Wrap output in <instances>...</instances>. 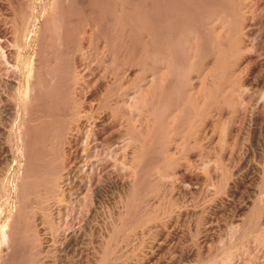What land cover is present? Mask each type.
Instances as JSON below:
<instances>
[{"label":"rangeland","instance_id":"obj_1","mask_svg":"<svg viewBox=\"0 0 264 264\" xmlns=\"http://www.w3.org/2000/svg\"><path fill=\"white\" fill-rule=\"evenodd\" d=\"M139 1L0 0V231L13 230L6 245L0 237V264H264V0ZM124 6L129 30L119 23ZM162 46L170 73L143 93L152 72L162 74ZM23 110L30 127L18 136ZM102 113L117 124L101 130ZM129 172L137 176L124 189Z\"/></svg>","mask_w":264,"mask_h":264},{"label":"bare ground","instance_id":"obj_2","mask_svg":"<svg viewBox=\"0 0 264 264\" xmlns=\"http://www.w3.org/2000/svg\"><path fill=\"white\" fill-rule=\"evenodd\" d=\"M53 1H57V0H53ZM135 1H136V0H135ZM137 1H138V0H137ZM146 1H147V0H146ZM148 1H150V0H148ZM158 1H159V0H158ZM158 1H156V3H157ZM160 1H161V0H160ZM160 1H159V2H160ZM169 1H170V0H169ZM176 1H177V0H176ZM190 1H192V0H190ZM193 1H195V0H193ZM196 1H198V0H196ZM235 1H236V0H235ZM82 2H83V1H82ZM128 2H129V0H128ZM131 2H132V1H130L129 3H131ZM141 2H143V0H142V1L140 0V1H139V3H141ZM178 2H180V1H178ZM183 2H185V1L183 0ZM187 2H188V0H187ZM206 2H207V1H206ZM210 2H211V1H210ZM216 2H217V1H216ZM241 2H242V1H241ZM241 2H239V3L237 4L239 7H240V3H241ZM113 3H115V2H112V4H113ZM116 3H117V2H116ZM162 3H163V1H162ZM191 3H192V2H191ZM191 3H190V4H191ZM213 3H214V2H213ZM221 3H222V2H221ZM224 3H225V2H224ZM59 4H60V3H59ZM119 4H120V3H119ZM119 4H116V5H119ZM145 4H147V3H145ZM159 4H161V3H159ZM170 4H171V3L169 2V5H170ZM194 4H195V3H194ZM230 4H231V3H230ZM132 5L134 6L133 3H132ZM186 5H187V3H186ZM188 5H189V2H188ZM188 5H187V6H188ZM232 5H233V4H232ZM242 5H243V4H242ZM242 5H241V8H242ZM41 6H42V5H41ZM110 6H111V4H110ZM145 6H146V5H145ZM172 6H173V5H172ZM182 6H183V5H182ZM192 6H193V5H192ZM192 6H191V7H192ZM197 6H198V5H197ZM202 6H203V5H202ZM223 6H224V5H223ZM233 6H234V5H233ZM111 7H112V6H111ZM117 7H118V6H117ZM124 7H125V8L122 9V12H121V8H120V10H118V11H120V14H121V15H120L121 20L119 19V17H117V19L120 20L119 23H120L121 21H122V23L125 21V22H124V27L127 28V27H129V26L132 25V22H131L132 20L130 19V17H132V15L130 16V13H129L130 8H128V6H124ZM189 7H190V6H189ZM198 7H199V6H198ZM203 7H204V6H203ZM225 7H226V6H225ZM236 7H237V6H236ZM236 7H235V8H236ZM239 7H238V9H239ZM139 8H142V7H139ZM143 8H145V7H143ZM146 8H147V7H146ZM160 8H162V7H160ZM199 8H200V7H199ZM204 8H206V6H205ZM228 8H229V9H233V10L236 12V10H235L234 8H230V7H228ZM241 8H240V9H241ZM244 8H246V7H244ZM40 9H41V8H40ZM116 9H117V8H116ZM118 9H119V7H118ZM133 9L136 10L135 8H133ZM137 9H138V8H137ZM157 9H158V8H157ZM157 9H156V10H157ZM187 9H188V8H187ZM189 9H191V8H189ZM192 9H193V8H192ZM192 9H191V10H192ZM236 9H237V8H236ZM33 10H34V9H33ZM38 10H39V9H38ZM134 10H133V11H134ZM161 10H163V9H161ZM184 10H185V9H184ZM202 10H203V9H202ZM242 10H243V8H242ZM242 10H241V11H242ZM34 11H35V10H34ZM41 11H42V10H41ZM80 11H81V10H80ZM109 11H110V8H109ZM114 11H115V10H114ZM133 11H132V12H133ZM136 11H137V10H136ZM147 11H148V10H147ZM181 11H182V10H181ZM186 11H187V10H186ZM189 11H190V10H189ZM61 12H62V11H61ZM61 12H59V13H61ZM112 12H113V11H112ZM139 12H140V11L138 10V13H139ZM143 12L145 13L146 11H144V9H143ZM143 12H142V9H141V13H143ZM162 12H163V11H162ZM179 12H180V11H179ZM182 12H183V11H182ZM193 12H194V9H193ZM230 12H231V11H230ZM235 12H234V13H235ZM41 13H42V12H40V16H41ZM46 13H47V12H46ZM138 13L135 14V16L138 15ZM157 13H158V12H157ZM164 13H165V12H164ZM183 13H185V12H183ZM189 13H190V17H191V13H192V12H189ZM197 13H198V12H197ZM202 13H203V12H202ZM223 13H224V12H223ZM223 13L220 12V13L216 14L215 17H214V18L216 19V21H215L214 19H213V20H214V22H218V24H219L218 29L220 28V29L223 30V32H224L227 28H229V27H228L229 24H228V22L226 21V18H225V16L223 15ZM84 14H85V13H84ZM132 14H134V13H132ZM139 14H140V13H139ZM146 14L148 15V13H146ZM153 14H154V12H153ZM165 14H166V13H165ZM181 14H182V13H181ZM181 14H180V15H181ZM198 14H199V13H198ZM198 14H197V15H198ZM214 14H215V13H214ZM230 14H231V13H230ZM45 15H46V14H45ZM110 15H111V14H110ZM158 15H159V14H158ZM160 15H161V14H160ZM166 15H167V14H166ZM193 15L196 17L195 19L197 20V18H198L197 15L192 14V16H193ZM199 15H200V14H199ZM199 15H198V16H199ZM201 15H202V14H201ZM201 15H200L199 17H201ZM233 15H234V14H233ZM242 15H243V14H242ZM57 16H58V15H57ZM60 16H62V15H60ZM86 16H87V14H86ZM111 16L113 17V15H111ZM114 16H115V15H114ZM138 16H139V15H138ZM138 16H137V17H138ZM144 16L146 17V15H144ZM156 16H157V14H156ZM162 16H163V15H162ZM168 16H169V15H168ZM168 16H167V18H168ZM185 16H188V15H186V13H185ZM203 16H204V15H203ZM208 16H209V15H208ZM213 16H214V15H212V18H213ZM63 17H64V16H63ZM90 17H91V16H90ZM139 17H140V16H139ZM164 17H165V15H164ZM164 17H163V18H164ZM229 17H231V16H229ZM232 17H233V16H232ZM232 17H231V18H232ZM43 18H44V17H43ZM45 18H46V17H45ZM60 18H61V17H60ZM81 18H82V17H81ZM88 18H89V17H88ZM142 18H144V17H142ZM167 18H166V19H167ZM193 18H194V17H193ZM203 18H205V16H204ZM212 18H211V19H212ZM51 19H52V18H51ZM64 19H65V17H64ZM67 19H68V18H67ZM140 19H141V18H140ZM150 19H151V18H150ZM170 19H171V18H170ZM198 19H199V18H198ZM243 19H244V18H243ZM54 20H55V19H54ZM134 20H135V19H134ZM138 20H139V19H138ZM147 20H148V19H147ZM168 20H169V19H168ZM192 20H193V19H192ZM192 20H191V22H192ZM196 20H195V21H196ZM44 21H45V19H44ZM57 21H60V23H61V20H57ZM89 21H91V20H89ZM165 21L167 22V20H165ZM171 21H172V20H170V22H171ZM197 21H199V20H197ZM205 21H206V20H205ZM231 21H232V19H231ZM231 21H230V22H231ZM240 21H241V20H240ZM91 22H92V21H91ZM133 22H134V21H133ZM143 22H144V21H143ZM143 22H141V23H143ZM157 22H159V21H157ZM170 22H168V23L170 24ZM186 22H187V21H186ZM65 23H66V22H65ZM171 23H172V22H171ZM192 23H193V22H192ZM198 23H199V22H198ZM205 23H206V22H205ZM212 23H213V22H212ZM212 23H209V24H212ZM144 24H146V27L149 26V25H151V23H149V25H147L146 21H145ZM153 24L155 25V23H153ZM159 24H160V22H159ZM164 24H165V22H164ZM166 24H167V23H166ZM184 24H186V23H184ZM203 24H204V23H203ZM209 24L207 23V26H208ZM227 24H228V25H227ZM236 24H237V23H236ZM60 25H62V24H60ZM122 25H123V24H122ZM141 25H142V24H141ZM141 25H139V26H141ZM156 25H157V24H156ZM161 25H162V24H161ZM167 25H168V24H167ZM167 25H165L164 28H165ZM194 25L196 26V24H194ZM200 25H201V24H200ZM63 26H65V25L63 24ZM91 26H92V25H91ZM139 26H138V27H139ZM159 26H160V25H159ZM168 26H169V25H168ZM170 26H171V25H170ZM170 26H169V29H170ZM189 26H190V25H189ZM195 26H194V27H195ZM204 26H205V25H204ZM207 26H206V27H207ZM209 26H210V25H209ZM111 27H112V26H111ZM133 27H134V26H133ZM185 27H186V26H185ZM192 27H193V26H192ZM194 27H193V28H194ZM200 27H201V26H200ZM237 27H238V26H237ZM63 28H66V27H62V29H63ZM91 28H92V27H91ZM161 28H162V27H161ZM182 28H183V27H182ZM198 28H199V25H198ZM201 28H202V27H201ZM214 28H215V27H214ZM245 28H246V27H245ZM93 29H94V28H93ZM129 29H130V28H129ZM129 29L127 28V30H129ZM172 29H173V28H172ZM211 29H212V28H211ZM218 29H217V30H218ZM220 29H219V30H220ZM231 29H233L232 26H231ZM238 29H239V28H238ZM66 30H67V29H66ZM86 30H87V29H86ZM117 30H118V29H117ZM132 30H133V28H132ZM138 30H140V29H138ZM175 30H176V29H175ZM177 30H178V29H177ZM189 30H191V29H189ZM207 30H209V29H207ZM213 30H214V29H213ZM227 30H228V29H227ZM243 30H244V29H243ZM64 31H65V30H64ZM64 31H63V32H64ZM89 31H90V29H89ZM89 31H87V32H89ZM135 31H137L136 28H135ZM155 31H156V30H155ZM162 31H163V33H164V29H163V30H162V29L160 30V32H162ZM197 31H198V32L201 31L200 28H199ZM31 32H32V31H31ZM66 32H67V31H66ZM87 32H85V34H86ZM132 32H133V35H136V34H137V32H136L135 34H134V31H132ZM165 32H166V31H165ZM169 32H170V31H169ZM171 32H173V31H171ZM174 32H175V31H174ZM177 32H178V31H177ZM177 32H176V33H177ZM179 32H180V31H179ZM185 32H186V30H185ZM189 32H190V31H189ZM194 32H195V31H194ZM236 32H238V30H236ZM33 33H34V32H32V34H33ZM121 33H122V32H121ZM182 33H184V32H182ZM199 33H200V32H199ZM227 33H229V32L227 31ZM227 33H226V34H227ZM243 33H244V32H243ZM62 34H63V33H62ZM141 34H142V33H141ZM166 34H168V29H167V33H166ZM169 34H170V33H169ZM169 34H168V35H169ZM174 34H175V33H173V34L171 33V34H170V38L172 37L171 35H174ZM179 34H180V33H178V35H179ZM195 34H197V33H196V32L193 33V37H194V38H193L192 40H195V39L197 38L196 41H199L198 36L195 35ZM203 34H204V33H203ZM244 34H245V33H244ZM63 35H64V34H63ZM124 35H125V34H124ZM128 35H129V34H128ZM128 35H127V36H128ZM131 35H132V33H131ZM131 35H130V36H131ZM155 35H157V34H155ZM187 35H188V33H187ZM31 36H32V35H31ZM87 36H88V35H87ZM136 36H137V35H136ZM144 36H146V38H147V41H146V42H148V40H150V42L153 40V37H152L153 34L151 35V33H150L149 31H147V32L145 33ZM144 36H143V38H144ZM161 36H162V35H161ZM163 36H164V34H163ZM174 36H175V35H174ZM174 36H173V38H174V40H175V37H174ZM176 36H177V35H176ZM180 36H181V35H179L178 37H180ZM189 36H190V33H189ZM225 36H226V35H225ZM85 37H86V36H85ZM88 37H89V36H88ZM121 37H122V36H121ZM128 37H129V36H128ZM131 37H132V36H131ZM131 37H130V38H131ZM159 37H160V36H159ZM181 37H182V36H181ZM199 37H200V36H199ZM86 38H87V37H86ZM138 38H139V37H138ZM155 38H157V37H155ZM162 38H164V37H162ZM170 38H169V40H170ZM176 38H177V37H176ZM191 38H192V37H191ZM202 38H203V37H202ZM243 38H244V37H243ZM82 39H83V38H82ZM166 39H168V38L166 37ZM179 39H180V38H179ZM182 39H185V38H184V35H183V38H182ZM188 39H189V38H188ZM245 39H246V38H245ZM0 40H1V39H0ZM63 40H64V39H63ZM63 40H62V41H63ZM84 40H86V39H84ZM117 40H119V39H117ZM128 40H130V41H127V42H132L131 39H128ZM157 40H159V38H158ZM172 40H173V39H171L170 43L172 42ZM174 40H173L172 43L175 45L176 43H174V42H177V43H178V40H177V41H174ZM189 40H190V39H189ZM201 40L203 41V39H201ZM123 41H124V40H123ZM159 41H160V40H159ZM166 41H167V40H166ZM185 41H186V40H185ZM190 41H191V40H190ZM190 41H189V42H190ZM196 41H195V42H196ZM202 41H201V45H202V43H203ZM137 42H138V41H137ZM152 42H153V41H152ZM163 42H164V41H163ZM167 42H168V41H167ZM186 42H187V41H186ZM122 43H123V42H122ZM135 43H136V41H135ZM135 43H134V45H136ZM154 43H155V42H154ZM216 43H217V42H216ZM60 44H61V43H60ZM138 44H140V43H138ZM157 44H160V43H157ZM161 44H162V42H161ZM173 44H172V45H173ZM188 44H189V43H188ZM194 44H195V43H194ZM194 44H193V45H194ZM196 44H197V43H196ZM196 44L194 45L195 48L197 47ZM1 45H2V43H1ZM80 45H81V44H80ZM123 45H124V44H123ZM132 45H133V43H131V46H132ZM167 45H170V44L168 43ZM172 45H171V47H172ZM178 45H179V44H178ZM199 45H200V43H199ZM221 45H222V44H221ZM223 45H224V44H223ZM245 45H246V44H245ZM3 46H4V44H3ZM129 46H130V45H129ZM139 46H140V45H139ZM164 46H165V45H164ZM175 46H176V45H175ZM4 47H5V46H4ZM113 47H114V46H113ZM135 47L137 48V45L134 46V47H132L133 50L136 49ZM143 47H144V46H143ZM143 47H142V48H143ZM146 47H148V46H146ZM156 47L158 48V46H156ZM176 47H177V46H176ZM244 47H245V46H244ZM125 48H126V50H128L127 45H126ZM129 48L132 49L131 47H129ZM140 48H141V47H140ZM140 48H138V49H140ZM162 48H164V47L162 46L161 49H162ZM169 48H170V47H169ZM172 48H173V47H172ZM184 48H185V46H184ZM192 48H193V47H192ZM195 48H193V49H194V50L192 51L193 53L196 52V49H195ZM5 49H6V48H5ZM149 49L152 50V48H150V47H149ZM158 49L160 50V47H159ZM165 49H166V48H164V50H161V51L157 54V56H156V55L154 56V60H155L157 63H159L160 69H163V70L161 71L162 74H158L156 71H153L152 74H151L152 76L150 77V80H149V86L146 87V90H143V91H142L143 93L146 91L145 93L147 94V92L149 91V88H150V87L153 89L154 86H155V87L158 86V87L160 88L161 84L164 85L163 82H164L165 78L167 77V74L170 73L171 66H172L173 63H174V62H173V55H172V52H170V49H169L168 52H166ZM167 49H168V48H167ZM175 49L178 50V48H175ZM182 49H183V48H182ZM187 49H188V47H187ZM189 49L191 50V46H189ZM126 50H125V51H126ZM133 50H132V52H134ZM146 50H148V49H146ZM150 50H148V51L150 52ZM153 50H154V49H153ZM173 50H174V49H173ZM197 50H199V46L197 47ZM203 50H205V49H203ZM214 50H215V49H214ZM148 51H147V53H149ZM200 51H201V48H200ZM215 51H216V50H215ZM235 51L237 52V50H235ZM235 51H234V52H235ZM132 52H130V56H132V54H131ZM136 52H138V55H139L140 51L137 50ZM173 52H174V51H173ZM175 52H177V51H175ZM185 52H187V51H185ZM218 52H219V51H218ZM11 53H12V52H11ZM11 53H10L9 49L6 50V54H7V56H11ZM78 53H79V52H78ZM126 53H127V51H126ZM143 53H144V52H143ZM178 53H181V50H180ZM178 53H177V54H178ZM205 53H206V55H207V52H205ZM216 53H217V52H215V54H216ZM79 54H80V53H79ZM128 54H129V53H128ZM135 54H136V53H135ZM135 54H134L133 56H135ZM173 54H174V53H173ZM185 54H186V53H184V55H185ZM197 54H198V53H197ZM197 54H196V55H197ZM199 54H200V52H199ZM209 54H210V51H209ZM239 54H240V53H239ZM144 55H145V54H144ZM174 55H175V54H174ZM184 55H183V56H184ZM186 55H187V54H186ZM186 55H185V56H186ZM193 55H195V53L192 54V55L190 56L192 59H194V57H198V56H199V55H197V56L195 55L194 57H192ZM202 55H203V53H202ZM202 55H200V56L202 57ZM206 55H205V58L207 57ZM219 55H220V54H219ZM228 55H229V54H228ZM147 56H149V55H147ZM135 57H136V56H135ZM141 57H143V54H142ZM180 57H181V56H180ZM229 57H230V56H229ZM111 58H112V57H111ZM128 58H130V57H128ZM128 58H127V59H128ZM132 58H133V57H132ZM132 58H131V59H132ZM177 58H178V56L176 57V59H177ZM185 58H186V57H185ZM221 58H222V57H221ZM221 58H219V60L222 62ZM247 58H248V57H247ZM136 59H137V57H136ZM146 59H148V58H146ZM174 59H175V57H174ZM189 59H190V58H189ZM189 59H188V60H189ZM192 59H191V60H192ZM195 59H196V58H195ZM197 59H200V57L197 58ZM203 59H204V58H203ZM216 59H217V56H216V55H212V59H211V61L214 62V61H216ZM222 59H223V58H222ZM137 60H138V59H137ZM152 60H153V59H152ZM178 60L182 61L181 59H177V61H176L175 64H177ZM188 60H186V61H188ZM223 60H224V59H223ZM79 61H80V60H79ZM192 61H193V60H192ZM211 61L208 60L206 63H210ZM231 61H232V60H231ZM231 61H230V62H231ZM245 61H246V60H245ZM221 62H220V63H221ZM234 62H235V61H234ZM217 63H218V62H217ZM245 63H246V62H245ZM76 64H77V63H76ZM140 64H141V63H140ZM183 64H184V62H183ZM222 64H223V62H222ZM240 64H241V63H240ZM136 65H137V64H136ZM155 65H156V64H155ZM182 66H183V65L180 64V67H182ZM207 66H209V64H208ZM212 66H213V64H212ZM218 66H219V65H218ZM130 67H131V66H130ZM136 67H137V66H136ZM157 67H158V66H157ZM176 67H177V66H176ZM176 67H175V68H176ZM216 67H217V66H216ZM189 68H190V66H189ZM176 69H177V68H176ZM179 69H180V68H179V66H178V70H179ZM190 69H191V68H190ZM204 69H205V68H204ZM204 69H203V70H204ZM206 69H207V68H206ZM209 69H210V67H209ZM209 69H208V70H209ZM212 69H213V68H212ZM235 69H236V68H235ZM240 69H241V68H240ZM172 70H173V69H172ZM174 70H175V69H174ZM174 70H173V71H174ZM181 70H184V71H185L186 69H183V68H182ZM188 70H189V69H188ZM175 71H176V70H175ZM184 71H183V73H184ZM189 71H190V70H189ZM231 71H233V70L231 69ZM234 71H235V70H234ZM234 71H233V72H234ZM93 72H94V71H93ZM141 72H142V71H141ZM181 72H182V71H181ZM205 72H206V71H205ZM219 72H220V71H219ZM236 72H237V71H236ZM51 73H52V72H51ZM95 73H96V72H95ZM159 73H160V70H159ZM179 73H180V72H179ZM186 73H187V72H186ZM186 73H185V74H186ZM202 73H204V72L202 71ZM230 73H231V72H230ZM234 73H235V72H234ZM237 73H239V72H237ZM91 74H93V75L91 76V78H92V77L94 76V73H91ZM216 74H217V73H216ZM216 74H215V72H214V75H216ZM95 75H96V74H95ZM176 75H177V74H176ZM203 75H204V74H203ZM211 75L214 76L213 74H211ZM211 75H210V76H211ZM229 75H230V74H229ZM238 75H240V74H238ZM53 76H54V75H53ZM89 76H90V75H89ZM89 76H88V77H89ZM210 76H209V77H210ZM217 76H218V75L215 76L216 79H217ZM54 77H56V75H55ZM170 77H171V76H170ZM201 77H202V76H201ZM201 77H200V78H201ZM226 77H227V76H226ZM242 77H243V76H242ZM27 78H28V77H27ZM29 78H30V77H29ZM95 78H98V77L96 76V77H93L92 79H88V80H93V79H94L95 81L98 80V79H95ZM174 78H175V77H174ZM167 79H168V78H167ZM193 79H194V77H193ZM208 79H210V78H208ZM216 79H215V81H216ZM30 80H31V79H30ZM49 80H50V79H49ZM51 80H52V79H51ZM56 80H58V79H56ZM94 80L91 81V83H90V81H89V84H88V85H89V88H90L92 82H94ZM169 80H170V81H169ZM169 80H168V81L171 82V80H173V79H169ZM179 80H180V79L178 78V81H179ZM198 80H199V79H198ZM212 80H213V79L211 78L210 81H212ZM52 81H53V80H52ZM52 81H51V82H52ZM174 81H175V80H174ZM178 81H177V82H178ZM184 81H186V80H184ZM208 81H209V80H208ZM57 82H58V81H57ZM96 82H97V81H96ZM96 82H94V83H96ZM182 82H183V81H182ZM189 82H190V80H189ZM199 82H200V83L198 84V87H201V79L199 80ZM217 82H218V80H217ZM217 82H216V83H217ZM84 83H87V82L85 81ZM143 83H144V82H143ZM166 83H167V82H166ZM190 83H191V82H190ZM196 83H197V82H195V84H196ZM205 83H206V82H205ZM207 83H209V82H207ZM211 83H213V82H211ZM35 84H36V83H35ZM75 84H76V83H75ZM147 84H148V83H147ZM209 84H210V83H209ZM83 85H84V84H83ZM85 85H86V84H85ZM92 85H93V84H92ZM94 85H95V84H94ZM143 85H144V84H143ZM168 85H169V84H168ZM141 86H142V85H141ZM145 86H146V84H145ZM174 86H176V85H174ZM209 86H210V89H211V88L213 89V87H215V85H214V86L212 85L213 87H211V85H209ZM27 87H29V83H27ZM79 87H80V86H79ZM138 87H139V86H138ZM165 87H166V86H165ZM172 87H173V86H172ZM225 87H226V86H225ZM227 87H228V86H227ZM242 87H243V86H242ZM83 88H84V87H83ZM86 88H87V87H86ZM86 88H85V89H86ZM215 88H217V87H215ZM215 88H214V89H215ZM142 89H143V88H142ZM155 89H156V88H155ZM178 89H179V88H178ZM196 89H197V90H196L197 93H199L200 96H204L203 92L199 91L198 88H196ZM205 89H206V87H205ZM205 89H204V90H205ZM207 89H208V91H207L208 94L210 93V91H211V93H212L213 90H210L209 88H207ZM207 89H206V90H207ZM32 90H33V89H32ZM139 90H140V89H139ZM139 90H137V91H139ZM150 90H151V89H150ZM188 90H189V89H188ZM190 90L192 91L193 89L190 88ZM216 90H217V89H215L214 91H216ZM243 90H244V88H243ZM85 91H86V90H85ZM87 91H88V90H87ZM160 91H161V90H160ZM167 91H168V89H167ZM169 91H170V90H169ZM196 91H194V92H196ZM29 92L32 93V91H29ZM33 92H34V91H33ZM36 92H37V91H36ZM36 92H35V94H36ZM134 92H135V94L137 93L136 91H134ZM139 92H140V91H139ZM158 92H159V90H158ZM170 92H171V91H170ZM187 92H189V91H187ZM187 92H183V93H184V94H185V93L187 94ZM222 92H223V91H222ZM222 92H221V93H222ZM241 92H243V91H241ZM129 93H130V92H129ZM214 93H215V92H214ZM221 93L218 94L219 97L222 96ZM245 93H246V92H245ZM245 93H244V94H245ZM74 94H75V93H74ZM131 94H133V93H131ZM139 94H140V93H139ZM141 94H142V93H141ZM151 94H152V91H151ZM157 94H158V93H157ZM186 94H185V95H186ZM188 94H189V93H188ZM188 94H187V95H188ZM193 94H194V93H192V96H194ZM125 95H126V94H125ZM142 95H143V94H142ZM149 95H150V94H148V96H149ZM185 95H182V96L184 97ZM205 95H206V93H205ZM220 95H221V96H220ZM144 96H145V95H144ZM144 96H143V97H144ZM156 96H157V95H156ZM168 96H169V95H168ZM207 96H208V98H209L210 94L207 95ZM214 96H215V94H214ZM214 96L212 95V97H214ZM128 97H129V96H128ZM152 97H153V95H152ZM176 97H177V96H176ZM183 97H182V100H183ZM194 97H195V96H194ZM194 97H192V98H194ZM198 97H199V96H198ZM219 97H218V98H219ZM126 98H127V97H126ZM130 98H131V97H130ZM133 98H134V96H133ZM137 98H138V102H139V101H140V100H139V97H137ZM148 98H150V96H149ZM148 98H147V99H148ZM190 98H191V97H190ZM190 98H189V99H190ZM192 98H191V100H192ZM199 98H201V97H199ZM30 99H31V102H33V101H32L33 98H30ZM35 99H36V98H35ZM128 99H129V98H128ZM128 99H127V100H128ZM144 99H146V96H145ZM185 99H186V98H184V100H185ZM204 99H207V97L205 96ZM213 99H214V98H213ZM134 100H135V99H134ZM148 100H150V99H148ZM148 100H147V101H148ZM155 100H156V99H155ZM155 100H154V101H153V100H150V101L155 102ZM179 100L181 101L180 96L177 97V98H175V100L172 102V103H173V108H172V109H173L175 112L179 110V107H180V106H179ZM184 100H183V102H185V101L188 102L187 99H186L185 101H184ZM195 100H196V98H195ZM195 100H194V101H195ZM215 100L217 101L218 99L215 98ZM215 100H212V102L215 101ZM130 101H131V103H133V102H132L133 100L130 99ZM141 101H142V100H141ZM141 101H140V103H142ZM162 101H163V100H162ZM119 102H120V101H119ZM148 102H149V101H148ZM152 102H151V103H152ZM183 102H182V104H183ZM199 102H200V99H199ZM209 102H210V100H209ZM209 102H207V103H209ZM245 102H246V101H245ZM116 103H117V102H116ZM126 103H127V102H126ZM135 103H136V101H135ZM146 103H147V102H146ZM155 103H156V102H155ZM197 103H198V102H197ZM9 104H10V103H9ZM114 104H115V103H114ZM144 104H145V103H144ZM144 104H143V105H144ZM194 104H196V102H195ZM194 104H193V105H194ZM199 104H201V103H199ZM241 104H242V103H241ZM136 105H137V104H136ZM149 105H150V104H149ZM180 105H181V104H180ZM184 105H186V103H185ZM206 105H207V104H206ZM209 105H210V103H209ZM209 105H208V106H209ZM242 105H243V104H242ZM194 106H195V105H194ZM196 106H197L196 109H197V108L199 109V107H198L199 105L196 104ZM240 106H241V105H240ZM30 107H31V106H30ZM153 107H154V106H153ZM200 107H201V105H200ZM74 108H75V107H74ZM162 108H163V106H162ZM193 108H194V107H193ZM240 108H241V107H240ZM240 108H239V109H240ZM72 109H73V108H72ZM150 109H151V108H150ZM201 109H202V108H201ZM216 109H217V108H216ZM26 110H27V109H26ZM70 110H71V109H70ZM128 110H129V109H128ZM194 110H195V108H194ZM194 110H193V111H194ZM174 111H173V112H174ZM196 111H198V110H195V112H196ZM219 111H220V110H219ZM150 112H151V111H150ZM178 112H180V111H178ZM178 112H177V113H178ZM198 112H199V111H198ZM198 112H197V113H198ZM200 112H201V111H200ZM234 112H235V111H234ZM177 113H176V114H177ZM70 114H71V113H70ZM131 114H132V113H131ZM151 114H152V113H151ZM193 114H195V113L193 112ZM215 114H216V112H215ZM22 116H23V120L21 121V125L19 126V131L17 130V131H18V136H21V135L23 136V135L28 134V132H29V127H30V124L28 123V114L25 113L24 110H23V115H22ZM171 116H172V114H171ZM231 116H232V115H231ZM35 117H36V116H35ZM144 117H145V116H144ZM147 117H148V116H147ZM166 117H167V116H166ZM176 117H177V116H176ZM112 118H113V117H112ZM189 118H190V117H189ZM192 118H193V117H192ZM110 119H111V116H110L109 114H107V113H102V114L100 115V119H99V121L97 122V123L99 124V126H100L99 128H101V130H103V131H104L105 129L108 130V128L111 127V126L114 124V122H115V121H114L115 119H111V120H110ZM137 119H138V118H137ZM139 119H140V118H139ZM170 119H171V118H170ZM172 119H173V118H172ZM263 119H264V118H263ZM142 120H143V119H142ZM149 120H150V119H149ZM154 120H155V119H154ZM196 120H197V119H196ZM228 121H229V120H228ZM75 122H76V121H75ZM135 122H136V120H135ZM152 122L154 123L153 120H152ZM180 122H181V121H180ZM115 123H116V122H115ZM139 123H140V122H139ZM141 123H142V122H141ZM149 123H150V121H149ZM116 124H117V123H116ZM121 125H122V124H121ZM149 125H150V124H149ZM177 125H178V124H177ZM144 126H145V124H144ZM150 126H151V125H150ZM113 127H114V126H113ZM117 127H118V126H117ZM75 128H76V127H75ZM130 128H131V127H130ZM143 128H144V127H143ZM143 128H142V129H143ZM155 128H156V127H155ZM155 128H153V129H155ZM184 128H187V127H184ZM113 129H114V128H113ZM149 129H150V128H149ZM153 129H152V130H153ZM156 129H157V128H156ZM158 129H159V128H158ZM164 129H165V128H164ZM34 130H35V129H34ZM38 130H39V129H38ZM143 130H145V129H143ZM110 131H111V130H110ZM135 131H136V130H135ZM141 131H142V130H141ZM171 131H172V130H171ZM38 132H39V131H38ZM112 132H114V131L107 132V135H108V133H110V135H111V134L114 135V133H112ZM129 132H130V131H129ZM31 133H32V132H31ZM116 133H117V132H116ZM141 133H142V132H141ZM163 133H164V132H163ZM128 134H129V133H128ZM155 134H156V133H155ZM110 135H109V136H110ZM118 135H120V134L118 133ZM143 135H144V134H143ZM156 135H157V134H156ZM76 136H77V135H75V137H76ZM115 136H116V134H115ZM124 136H125V135H124ZM126 136H127V134H126ZM146 136H147V135H146ZM105 137L107 138V136H105ZM110 137H112V136H110ZM116 137H117V136H116ZM118 137H119V136H118ZM150 137H152V136L150 135ZM162 137H163V136H162ZM34 138H35V137H34ZM113 138H114V137H113ZM159 138H160V140H162V139H161V136H160ZM37 139H38V138H37ZM104 139H105V138H104ZM110 139H111V138H110ZM110 139H109V141H110ZM114 139H115V138H114ZM117 139H118V138H117ZM124 139H125V138H124ZM127 139H128V137H127ZM127 139H126V140H127ZM24 140H25V139H24ZM24 140H23V141H24ZM76 140H77V139H75V138H74L73 140H71V142H72V149H71V152H72L73 154L76 153V152L78 151V149H79ZM107 140H108V139H107ZM111 140H112V139H111ZM120 140H121V143H122V142H123L122 139H120ZM120 140H119V141H120ZM128 140H129V139H128ZM128 140H127V141L124 140V141H125V142H128ZM133 141H134V140H133ZM138 141H139V140H138ZM177 141H178V140H177ZM177 141H176V142H177ZM24 142H25V141H24ZM117 142H118V141H117ZM125 142H124V143H125ZM176 142H175V143H176ZM109 143H110V142H109ZM124 143H123V145H124ZM128 143H129V142H128ZM20 144H21V143H20ZM22 144H23V143H22ZM145 144H147V142H146ZM125 145H126V144H125ZM125 145H124V146H125ZM157 145H158V144H157ZM22 146H23V145H22ZM145 146H146V145H145ZM149 146H150V145H149ZM23 147H24V146H23ZM27 147H28V146H27ZM131 148H132V147H131ZM134 148H135V147H134ZM174 148H175V147H174ZM174 148H173V149H174ZM131 150H132V149H131ZM20 151H21V150H20ZM69 151H70V150H69ZM145 151H146V150H145ZM71 152H69V153H71ZM129 153H130V152H129ZM133 153H134V152H133ZM131 154H132V153H131ZM129 155H130V154H128V156H129ZM141 155H142V153H141ZM24 156H25V155H24ZM72 156H74V155H72ZM75 156H76V155H75ZM75 156H74V157H75ZM26 157H27V156H26ZM129 157L131 158V156H129ZM158 157H159V156H158ZM162 158H163V157H162ZM150 159H151V158H150ZM131 160H132V159H131ZM148 161H149V160H148ZM154 161H155V160H154ZM24 162H25V161H24ZM35 162H36V161H34V163H35ZM131 162H132V161H131ZM133 162H134V161H133ZM133 162H132V163H133ZM155 162H156V161H155ZM155 162H154V163H155ZM28 163H29V161L27 162V165H28ZM31 163H32V162H31ZM149 163H150V161H149ZM152 163H153V161H152ZM36 164H37V163H36ZM20 165H21V164H20ZM33 166H34V164H33ZM24 167H26V166L24 165ZM35 167H36V166H35ZM126 168H127V167H126ZM128 168H129V167H128ZM142 168H143V167H142ZM21 169H23V167H22ZM24 171H25V168H24ZM30 171H32V170H30ZM128 171H130V169H129ZM141 171H142V170H141ZM18 172H20V171H18ZM154 172H155V171H154ZM22 173H23V172H22ZM129 173H131V172H129ZM156 173H157V172H156ZM18 174H19V173H16V176H17ZM24 174H25V173H24ZM27 174H28V173H27ZM33 174H34V173H33ZM127 174H128V173H127ZM139 174H140V173H139ZM161 174H162V173H161ZM34 175H35V174H34ZM129 175H130V177L128 176L129 178L118 180V181L120 182V183H119L120 186H121V187H124V189L128 188V187L133 183V181L135 180V178H136V176H137V175L135 176L134 172H132V173L129 174ZM13 176H14V175H13ZM13 176H12V177H13ZM31 176H32V174H31ZM134 176H135V177H134ZM141 176H142V174H141ZM17 177H18V176H17ZM19 177H20V176H19ZM19 177H18V178H19ZM156 177H157V176H156ZM153 178H155V177H153ZM160 178H162V177L160 176ZM13 179H14V177H13ZM13 179H12V180H13ZM150 179H151V178H150ZM137 180H138V178H137ZM140 180H141V179H140ZM13 181H14V180H13ZM35 181H36V180H35ZM35 181H34V182H35ZM14 182H16V181H14ZM18 182H19V181H18ZM31 182H32V180H31ZM34 182H33V183H34ZM135 183H136V182H135ZM224 183H225V182H224ZM29 184H31V183H29ZM15 185H16V184H15ZM223 186H224V185H223ZM17 187H18V186H17ZM131 187H132V186H131ZM131 187H130L129 189H132ZM229 187H230V186H229ZM23 188H24V187H23ZM25 188H26V187H25ZM134 188H135V187H134ZM227 188H228V186H227ZM228 189H229V188H228ZM231 190H232V189H231ZM131 191H132V190H131ZM226 192H227V191H226ZM227 193H228V192H227ZM13 226H14V225H13ZM158 226H159V225H158ZM10 227H11V225H10ZM158 229H159V227H158ZM11 230H12V229L8 228V229H2V230L0 231V237H1V240H3V242L5 243V245H6L7 242L9 243V241H10V239H11V236H12V235H11V232L13 231V230H12V231H11ZM163 230H164V229H163V226L160 225V229H159V234H160V235H163ZM12 234H13V232H12ZM14 238H15V237H14ZM1 242H2V241H1ZM13 243H14V242H13ZM12 245H13V244H11V246H12ZM6 258H7V257H6Z\"/></svg>","mask_w":264,"mask_h":264}]
</instances>
